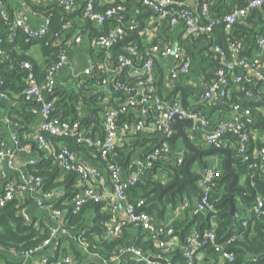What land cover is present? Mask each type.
Here are the masks:
<instances>
[{"label":"built area","instance_id":"obj_1","mask_svg":"<svg viewBox=\"0 0 264 264\" xmlns=\"http://www.w3.org/2000/svg\"><path fill=\"white\" fill-rule=\"evenodd\" d=\"M31 1L37 4L55 3L66 15H71L76 11L74 0ZM107 1L108 5L104 9H97L95 0L86 1L81 9L86 20L96 23L101 28L92 41L94 54L89 56L87 66L77 74L79 92L81 89L87 90L85 93H88V96L95 95L96 100L102 106L103 117L99 124L101 133L93 135L80 118L68 119L64 117L57 100L52 99L44 101L39 109L42 121L36 138L37 148L52 155L54 163L64 172L77 175L78 186L81 190L72 200L74 212H79L88 202L102 204V211L107 213V217L102 222L103 237H117L126 227L138 228L140 232L144 233L145 238L154 240L160 251L159 255L149 254L169 259L168 264H173L170 256L177 249H181L184 254V264H199L197 254L208 248H212L218 254L220 261L233 262L236 255L227 247L234 240L244 238L245 229H234L227 241L221 243L213 227L206 230L193 227L182 241L175 235L173 225L166 224L159 220L155 214L145 210L144 198L132 200L129 192L146 174V171L154 167L156 160L172 153V143L169 138L175 132L172 119L176 114L194 120V125L188 132L192 141H197L200 134L205 132L208 145L222 147L221 139L226 133L239 135V153L243 162L250 158L247 150L250 146L252 131L248 130V125L252 121L249 120L248 123H245L241 120L238 112L242 106L237 104L234 106L237 112L236 117L213 128L210 117L185 108L180 97L164 98L159 92L157 60L168 57L174 59L175 64L169 76L170 83H174L181 75L189 73L191 59L185 56V49L177 43L174 45L160 40L141 49L135 37L140 23L125 20L129 0ZM142 3L149 8L148 10L157 17L158 21L170 25L181 23L185 27L187 35L192 37L210 34L215 24L219 23L224 24L227 30H231L241 19L264 7V0H245V6L234 7L224 16L211 20V0H200L198 5L200 9L188 6L185 0H142ZM0 16L4 20L9 17L4 0H0ZM203 19L209 20V23L203 24ZM71 27V21L66 19L62 29L54 33L52 44L55 46L64 45V48L61 49L57 61L46 69L42 81H39L35 75L31 62L24 61L22 63L21 67L28 70L26 87L23 91L27 100L31 102L41 100L43 92L55 93L58 86V75L64 68L70 66V50L83 41V35L80 32L68 36L67 33L64 34V31L69 32ZM19 30L29 39H43L51 32L52 21L46 15L44 25L34 28L20 15L14 26L11 27L7 38L3 35V27L0 23V56L6 53L3 45L14 41ZM257 43L260 48L264 49V36L260 37ZM243 50L244 45L240 40H230L228 51L220 45H212L214 57L219 64L218 78L212 83L203 84L202 99L205 102L215 101L217 97H220L221 100L230 97L231 82L240 84L244 81L254 80L261 82L264 86V58L247 56ZM237 69H241L243 73L237 74ZM106 91H109L111 99L106 96ZM247 94L252 95L249 92ZM124 97H126L125 100H123ZM114 100L119 103L115 105L112 103ZM243 112L246 116L250 115L248 109H243ZM130 116L135 119H124V117ZM261 132L264 136V129ZM139 134L152 136L163 134L165 140L161 143L158 142L142 157H137L133 170L128 172L120 163L119 151L130 135L137 136ZM49 136L63 139L73 138L79 145L90 148L102 160L103 169L83 159L79 151L68 146L53 148L54 145ZM11 142L12 145L5 139L0 141V183L4 184L3 188H0V208L9 201L17 199L22 205H25L22 208L23 215L26 219H30L26 203L31 198L37 202L38 206L49 211L51 221L50 224H47L51 225V233L35 250L25 251L22 254H18L13 248L9 251L16 256L25 258L48 252L42 257V264H78L74 255L65 254L60 250L57 252L62 237L73 238L80 244L83 251H86V243L79 240L78 231H69L65 228V210L55 209L47 204L55 197L56 193H42L43 179L25 173L23 169L20 181L8 180L5 182V168H17L18 151L28 149L26 145L21 144L17 133L12 135ZM184 145L178 146L175 154V162L178 165L184 163L186 154L190 152ZM254 152L264 160V147L255 149ZM38 161L33 159L30 164L35 165ZM258 171L263 173L262 179L264 180V167L261 166ZM219 176L220 171L216 170V167H208L200 172L196 212H216V206L211 198L216 186V178ZM183 204L185 207L188 206L186 201ZM263 208L264 198L257 196L253 208L249 211L251 214L247 216L264 217ZM240 216V213L236 212L235 218ZM213 218L216 220V216ZM242 224L243 228H247L248 221L245 220ZM48 248L50 250H47ZM144 254L146 253L131 244L123 248L119 255L111 260L99 259L97 263L122 264L125 255H133L139 260H145L151 264ZM95 259L96 255H89L88 263L92 264L91 262Z\"/></svg>","mask_w":264,"mask_h":264},{"label":"trees","instance_id":"obj_2","mask_svg":"<svg viewBox=\"0 0 264 264\" xmlns=\"http://www.w3.org/2000/svg\"><path fill=\"white\" fill-rule=\"evenodd\" d=\"M35 3L34 1L28 0ZM98 0H95L97 9H104V6H100L97 3ZM5 2V0H4ZM199 5V4H198ZM41 10L44 11L51 18L52 21V30L46 38L43 39H29L21 30L18 31L14 41L4 44L3 48L5 50V56H9L7 61H3L0 64V75L6 76V82L0 88V93H6L8 90H18L22 94L26 87V77L28 75V70L22 68L21 65L24 61H29L33 65V71L37 76L39 81L44 79V74L46 69L55 63L58 59V55L61 52V49L64 48V45L55 46L52 44L54 40V33L62 29V25L66 22V19H69L70 15H66L59 5L55 3L45 4L42 3ZM128 6V3H127ZM239 6H245V0H240ZM200 9L199 7H197ZM261 9V8H260ZM264 9V8H262ZM152 13L150 10H148ZM227 14V13H226ZM261 14L259 9L250 13L247 17H257ZM72 15V14H71ZM223 15H213L211 11V20H216ZM245 17V18H247ZM243 18V19H245ZM241 19V21L243 20ZM11 18L4 20L0 16V23L3 27V35L7 38L9 31L12 26H10ZM239 21L236 23L231 30H227L225 25L222 23L215 24L213 31L210 34H203L199 37L189 36L183 39L181 44L186 50L185 56L192 54L193 48H198L200 46V39L204 38L212 43V45L217 44L222 46L225 50L228 51L230 40H240L244 45L243 53L247 56H251L249 51L252 47L256 46L259 35H264V26L255 30L251 29L252 33L247 31L248 29L244 28ZM145 21H140V26L136 31L135 37L139 43L141 49H144L148 44H143L141 40L140 31L144 26ZM203 24H208L209 20L203 19ZM9 24V25H8ZM95 31L90 32V36H94ZM186 32V31H185ZM67 33L71 35V32L64 31V34ZM97 33V32H96ZM95 33V34H96ZM158 41L155 40L154 42ZM40 43L43 49L44 54L47 56V64L40 65L39 62L32 57L31 55L21 54L14 50V47L19 43L22 46L32 45L33 43ZM47 42V44H46ZM258 46V44H257ZM209 50L208 48H206ZM205 50V49H204ZM206 51V50H205ZM92 54L94 51H91ZM190 53V54H189ZM210 53V52H209ZM211 56H214L213 51ZM190 58V57H189ZM215 62V59H213ZM218 64V63H217ZM219 64L217 65L218 69ZM237 74L243 73L241 69L236 70ZM217 75L210 81H204V83H212L217 80ZM234 83L231 82L230 88ZM257 84V85H256ZM90 85V83H89ZM263 85L261 82H256L252 80L244 81L241 83L240 90L235 91L230 97H225L220 100V106L224 109L235 110V105L242 106V109L238 112L239 117L245 123H248L249 120L252 121L249 127V131H252L250 134V146L247 150L250 158L248 161L243 162L240 153V137L239 135L226 133L222 137V147L228 148L231 150L233 155L232 167L238 173L239 176L244 178H250L256 174L258 169L262 166L264 167V160L259 155H256L254 152L255 149H261L264 147V139L259 140L253 137V131L264 129V113L262 112V107H264V95L259 100L247 99V92L249 89H255L257 86L260 87ZM174 94H180L182 104L185 108H188L194 112V106L191 104V95H196V89L187 87L181 84H175ZM87 90L81 89V92H73V95L64 93L61 94L60 99L57 100L58 106L61 108L63 116L68 119H78L80 118L84 126H93L95 123L100 124V115L102 108L97 106V101L95 95H90ZM91 93V92H90ZM7 94V93H6ZM24 99V95L22 97ZM22 99V100H23ZM124 97L123 100H125ZM80 102L83 103V108L87 110L88 113L85 115L81 114L82 109H79ZM213 102V101H212ZM217 102V99L214 101ZM115 105L119 101H112ZM30 104V103H29ZM29 104H23L20 109V117L23 118L19 120L18 127L20 132L23 131V125H25V119L32 120L35 114L31 111H26L29 108ZM82 105V104H81ZM243 109H248L250 115H245ZM96 117V122L94 121ZM133 116L124 117V119H132ZM98 128V127H97ZM93 129H96L95 127ZM207 134V133H206ZM19 136V135H18ZM3 138H0V141ZM49 139L55 144L56 149L59 148V143L61 141H66V146L80 152H87L91 150L83 145L76 143L75 139H63L57 137H50ZM21 144L24 145L22 139L20 138ZM158 143L156 136L152 135H137L136 139L133 142V146H125L121 148H128L129 152L124 151L120 148V163L123 166L124 170L130 161L134 153L139 154V157H142L143 154L147 153ZM35 144V142H34ZM178 145L172 144V153L167 155L164 158L158 159L155 161L153 168L148 169L146 174L139 180L136 186L132 187L130 190V198L132 200L137 198H144L145 200V210L157 215L159 220L164 219L167 205L169 203L173 204L174 208H177L179 201L188 202V206L185 207V214L181 219H178L174 224L173 228L175 230V235H177L182 241L185 239L186 235L189 233L193 226H196L200 230H206L213 227L212 219L216 216V227L214 228L218 240L221 243H225L227 239L232 235L234 229H245V237L242 239H237L231 242L227 249L233 251L236 255V259L233 262L220 261L218 254L214 252L212 248H208L205 251L209 252L210 256L206 259H203L201 264H264V255L259 257H250L251 253H263L264 252V217L256 215H241L236 218L234 221L231 214V201L230 195L231 191L229 189V183L231 177L227 175L225 168V155L220 153L217 156L220 158L219 164L216 166V170L220 171V176L216 178V186L213 189V196L211 200L216 206V212H204V211H195L196 202H194L193 196L191 195L187 187H183L178 194H171V190L166 191L159 198L161 190L159 186H164L163 178L156 177L161 169L164 174L170 178L172 181L174 175L177 174L179 179L184 180L187 178L186 171L184 169L185 161L190 156V152L186 154V159L182 165H178L175 161V154L177 152ZM34 150L40 153L39 161L37 164H28L24 166L23 170L25 173L33 174L34 176H39L43 179L41 183L42 193L54 192L58 193L62 191L63 193L56 198V195L53 199L47 202L52 208L63 209L66 212L65 216V228L69 231H78L79 240L86 243V251L81 250L80 244L76 241H72L71 237H62L60 244L58 245L57 252H63L65 254H72L78 261V264H90L88 263L89 255H96V259L91 262L92 264H99L97 261L99 259L111 260L113 257L119 255L120 251L134 244L138 249L143 253H150L153 255H159L160 251L157 249L153 239L145 238L144 233L140 232L138 228L126 227L123 232L114 238H106L102 235V222L107 217V213L102 211V204L88 202L79 212L73 211L72 200L73 197L81 190L80 187H77V175L69 173L68 175L61 174V168L54 163V157L52 155H46V152L40 151L37 148V145H34ZM46 155V156H45ZM196 162V164H195ZM194 164L199 165V168L194 169ZM209 167L208 160H195L190 166V171L194 177V182L199 188V179L200 169L203 170ZM127 170V168H126ZM63 178V179H62ZM264 178V177H263ZM262 197L264 198V189H261L257 186ZM33 200V199H31ZM235 206L237 208V201L235 198ZM255 200L247 202L248 211L253 208ZM25 205H22L19 200L13 199L9 201L4 207L0 208V252H10L11 248L15 249L18 254H22L25 251L35 250L38 246L42 245L43 242L50 236L51 225H48L45 222L38 223V218L33 214H30V219L22 213V208ZM264 209V208H263ZM251 214V213H250ZM248 221L247 228H243V221ZM68 242V245L64 244ZM47 250H50L48 248ZM48 253V252H47ZM45 253V254H47ZM173 264H184L185 258L181 249H177L170 256ZM15 264V263H14ZM122 264H148L145 260H139L136 256L125 255L122 259Z\"/></svg>","mask_w":264,"mask_h":264},{"label":"crops","instance_id":"obj_3","mask_svg":"<svg viewBox=\"0 0 264 264\" xmlns=\"http://www.w3.org/2000/svg\"><path fill=\"white\" fill-rule=\"evenodd\" d=\"M74 1H75L76 11L69 16V20L72 23V27L69 28V33L70 32L71 34H75L77 32L82 33L83 41L80 44L75 45L70 50V54H69L71 60L70 66L64 68L58 75V86L55 93L49 94L48 92H43L41 100H34L32 102L27 100L25 97L24 99L21 98L23 92L21 94L20 91L18 90H8L6 91L7 94L0 93V99L2 96H5L8 99L6 103H3L0 100V138L7 140V142L10 145H12L11 137L14 133H17L19 137L22 139L24 145H26V148H28L27 150L24 151L21 150L18 151L16 158V163L18 165L17 168L16 167L5 168V178H4L5 182L8 180L20 181L21 171L24 168V166L26 167L33 159L39 160L40 153L34 150V145L37 144V139H36L37 133L42 121V118L39 114V109L42 103L44 101H48L52 99L58 100L60 99L61 94H64L66 92L67 94L70 95H73V92L79 93L77 74L87 66L88 58L89 56L92 55L91 51L92 50L94 51V49L92 48V41L97 34L96 32H99L101 27L94 22L86 20L85 17L83 16L81 9H83L84 4L88 0H74ZM199 1L200 0H185L186 4L193 8L198 7ZM97 3L102 7L108 5L107 0H98ZM239 3L240 0H211L212 14L214 16L226 14L230 12V10H232L234 7L239 6ZM5 4L8 8L9 19L11 18L10 26L12 27L14 26L16 19L20 15H22L27 21V23L34 28H39L44 25L46 19V15H45L46 13L41 10L40 3L39 4H37L36 2L33 3L28 0H5ZM262 8L259 9L261 11V14L259 16L255 18L247 17L241 21V23L245 25L244 28L248 29L247 31H249V33H252L251 29L253 28L255 30H258L259 28L264 26V9ZM127 9L128 11L125 14V20L127 22L138 21L140 23V21H145L144 26L140 31L141 40L143 44L150 45L152 42L158 39V41L161 40L167 43H172L174 45L176 43L181 45L183 43L182 42L183 39L187 37V33L185 32L186 29L183 26V24L181 23L176 25H170L168 23L163 24V22L158 21L157 17L154 14L148 11L149 8H147L142 3V0H129ZM92 30L95 31L93 37L90 36V32ZM259 36L262 37L264 35H259ZM202 43H204V45ZM199 44L200 46L198 48L197 47L193 48L192 54L189 53L190 54L189 57L191 59V69L189 73L181 75L174 83H170V78H169L171 69L175 64L174 59L168 57V58H159L157 60L156 70L159 77V92L164 98L173 99L174 97H180V94L178 93L174 94L173 89L175 84H181L187 87L195 88L196 95L195 96L191 95V99H190L191 104L194 106L195 111H198L210 117L213 123V128H216L222 122L233 120L236 117L237 112L235 110L224 109L218 106L221 100L220 97H217L216 103L214 101L210 103L205 102L202 99L204 81H210L217 75L218 62H215L213 59L216 60V58L214 56H211L212 43L210 41L202 38L200 39ZM257 44L256 46L252 47V49H250L249 51L251 55L250 57L258 56L264 58V49L257 46ZM206 48H208L209 50H207ZM15 49L17 52L21 54L25 53L27 55H31L39 62L40 65L44 64L45 66L47 64L48 61L47 56L46 54H44L41 44L38 42L26 46L25 45L22 46L19 43L17 46L14 47V50ZM4 55L0 56V64L3 61H7L9 57L8 55L4 57ZM240 85L241 83L233 84V86L230 88V96L233 93H235V91L240 90L241 87ZM248 92L251 93L252 95L247 94L246 97L247 99L256 98V100H259L262 98V95H264V86L263 85H261L260 87L257 86L255 89H249ZM105 94L109 99H111V95L109 94V91H106ZM26 103L28 104L30 103L29 108L26 109V111H31L33 114H35V116L33 117L32 120L29 121L25 119L26 123L25 125H23V131L20 132V129L18 128L20 127L19 126L20 124H18V122L20 121H18V119L23 121V118L20 117V109L22 105ZM97 106L100 108L102 107L100 102L98 101H97ZM78 108L82 109L81 111L82 115L88 113L87 110L83 108V103L80 102ZM262 112L264 113V107H262ZM94 121L96 122V117H94ZM94 127L96 129H93ZM94 127L87 126V129L88 131H91L93 135L100 134L101 133L100 125L98 123H95ZM97 127L100 129H98ZM200 135L201 136L197 141H193L194 144L202 149L211 148L212 146L208 145L206 142V133L204 132L201 133ZM136 137L137 136L130 135L126 139V142L123 147H125L126 145L128 147L133 146V142L136 139ZM253 137L255 139H259L260 141L264 139V136L262 135L260 129L253 131ZM52 144L54 145L53 148L54 147L56 148L53 142ZM175 144L181 146L184 145L185 143L182 139H178ZM64 145L66 146V141H61L59 143V147ZM184 146H186V144ZM123 150L129 152V149L127 147L124 148ZM80 154L83 159L103 169L102 160L99 157H97L94 151L88 150L87 152H80ZM46 155L48 154L46 153ZM132 157L133 158L130 161V164L126 166L127 170L125 168V170L128 172H131L133 170L135 160L137 159V157H139V154L134 153ZM203 159L208 160L209 167H216L220 161V158L217 155L204 156ZM196 160L197 162H199L200 159H196ZM195 164H194L195 166L194 169L196 170L197 168H199V165L198 164L195 165ZM60 170H61V174L68 175V173L64 172L62 169ZM201 171L202 170L200 169L198 172L200 173ZM156 177H162L164 185H167L171 181L170 178H168L161 169L159 170V173L156 175ZM242 179H246V178L242 177ZM76 182H77V187H79L78 179L76 180ZM2 183L3 182L0 183V188H3L4 186V184ZM256 189L258 190L257 187ZM62 191H59L56 194V198H59V196L63 193ZM248 191L250 192V190ZM161 196L159 195V198ZM257 196H262L259 190ZM198 198H199V191H198ZM236 201H237V208H236L237 211L243 212V214L246 216L249 215L250 213L248 211L247 202L243 200V198L240 196L236 197ZM194 202L197 201L194 200ZM26 206L28 212L38 218V223L42 221L50 224L51 220H50V213L48 210L38 206L37 202L31 200V198L27 200ZM184 210H185V206L181 201H179L177 208H174L173 204L169 203L167 205L165 217L161 221H164L166 224L173 225L178 219H181L184 216L185 214ZM216 224H217L216 220L212 219V225L214 228L216 227ZM71 240L74 241L73 238H71ZM64 244L68 245V242H64ZM44 254L45 253H38L25 258V257L16 256L11 252L8 253L0 252V264H14V263L42 264L41 260ZM209 256H210L209 252H205V251L199 252L197 254V259L199 264H201L203 259H206Z\"/></svg>","mask_w":264,"mask_h":264},{"label":"water","instance_id":"obj_4","mask_svg":"<svg viewBox=\"0 0 264 264\" xmlns=\"http://www.w3.org/2000/svg\"><path fill=\"white\" fill-rule=\"evenodd\" d=\"M204 45V43H202ZM177 46V45H176ZM6 76L0 75V87L3 85V83L6 80ZM3 103H6L8 100L5 96H2L0 99ZM194 125V120L192 118L184 117L181 114H176L172 119V126L175 130L172 137L169 138L170 142L172 144H175L178 139H182L184 143L186 144L187 148L190 151V156L187 158L185 162L184 169L187 174V178L184 180L179 179L178 175H174V179L170 181L167 185L159 186V189L161 190L160 196L163 194V192L171 190V194H178L179 191L183 187H188L193 195V198L195 201L198 200V189L197 185L194 182V177L191 174L190 166L192 162H194L196 159L202 160L204 156H214L218 155L220 153L226 155L225 159V168L227 171V175L231 177V181L229 183V189L231 191L230 195V201H231V214L233 216L234 221L236 220L235 214L237 212L236 206H235V198L237 196H240L245 200L246 202L254 201L258 195V190L256 189L257 186H259L261 189H264V180L262 179L263 173L261 171H257L255 176H252L247 179H242L241 176L238 175V173L233 169L232 167V161H233V155L230 149L225 147H211L209 149H202L194 144V142L189 137V130L192 129ZM156 138L161 143L165 140V135L160 134L157 135ZM250 190V192L248 191ZM263 253L257 254V253H251L249 254L250 257H259L263 256ZM144 257L147 258L151 264H168L169 259H165L162 257H156L153 255H150L149 253L144 254Z\"/></svg>","mask_w":264,"mask_h":264},{"label":"rangeland","instance_id":"obj_5","mask_svg":"<svg viewBox=\"0 0 264 264\" xmlns=\"http://www.w3.org/2000/svg\"><path fill=\"white\" fill-rule=\"evenodd\" d=\"M99 115H100V120H101V118L103 117V112L101 111V112L99 113ZM181 202H183V201H181ZM241 215H243V213H241Z\"/></svg>","mask_w":264,"mask_h":264}]
</instances>
